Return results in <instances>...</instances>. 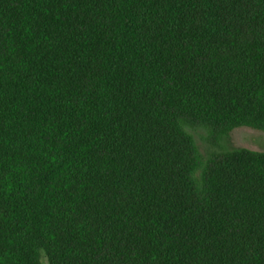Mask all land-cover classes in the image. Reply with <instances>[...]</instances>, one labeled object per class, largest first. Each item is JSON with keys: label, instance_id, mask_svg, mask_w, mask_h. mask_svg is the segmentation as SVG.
Returning <instances> with one entry per match:
<instances>
[{"label": "trees", "instance_id": "trees-1", "mask_svg": "<svg viewBox=\"0 0 264 264\" xmlns=\"http://www.w3.org/2000/svg\"><path fill=\"white\" fill-rule=\"evenodd\" d=\"M240 127L264 0H0V264H264Z\"/></svg>", "mask_w": 264, "mask_h": 264}, {"label": "rangeland", "instance_id": "rangeland-1", "mask_svg": "<svg viewBox=\"0 0 264 264\" xmlns=\"http://www.w3.org/2000/svg\"><path fill=\"white\" fill-rule=\"evenodd\" d=\"M188 130L194 136L203 155L218 150L207 142L208 133L206 130L190 128ZM223 145L227 148H246L251 151L264 152V132L249 127H240L229 134ZM44 264H48L46 259H44Z\"/></svg>", "mask_w": 264, "mask_h": 264}]
</instances>
